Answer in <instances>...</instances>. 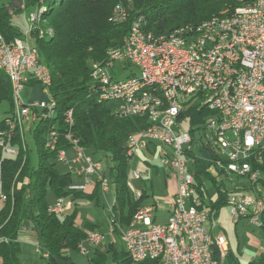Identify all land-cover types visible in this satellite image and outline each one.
<instances>
[{
  "label": "built area",
  "instance_id": "built-area-1",
  "mask_svg": "<svg viewBox=\"0 0 264 264\" xmlns=\"http://www.w3.org/2000/svg\"><path fill=\"white\" fill-rule=\"evenodd\" d=\"M38 13L36 8L27 16L28 28L22 39L6 41L0 34V64L16 75V97L28 126L34 124L47 107V85L40 71L39 52L28 43L31 32L38 28ZM226 13H233L232 22H222V15ZM118 21L121 19L112 23L118 24ZM195 27L203 29L202 42H188V35H193ZM128 35H133V42L125 40L121 48L110 49L104 63H91L90 83L109 94V86L117 84L115 64L124 69L128 67V58H135L141 66L140 77H144V82L162 80L167 84V91H170L167 111L179 114V121H157L156 129L151 132L132 134L127 139V155L132 162L158 161L175 177L176 192L164 225H155L152 221L158 204L155 200L136 211L138 220H131L122 228L114 223V230L117 227L123 249L133 264L146 261L217 264L214 245L223 246L224 261L227 242L224 236H213L209 231L207 224L214 214L206 207L199 208L201 202L204 206L208 203L207 187L203 183L198 185L196 179L200 175L193 163L199 153L211 156L212 173L223 176L226 184L232 185L229 191L225 186L220 188L221 193L229 192L226 207L231 222L237 224L247 219L253 227L262 228V217H255V207L264 199V0L247 5L236 3L235 7L220 12L215 20H206L187 29V42H176V49L144 48L143 42H137L131 23ZM194 47L202 48L207 63L197 62ZM31 83L40 88L43 100L25 104L20 94ZM196 96H203L197 112L201 109L210 112L201 126H191L195 117L185 111V104H193ZM143 98L144 105L127 104L125 98L124 105L115 107V116L128 119L140 116V112H151V117L157 118L163 91L150 92ZM65 126L68 129L73 126V118L69 115ZM13 136L8 116L0 121V208L7 194L3 185V161L17 155L12 145ZM58 138L55 130L48 132L45 141L51 151L55 150ZM65 139L71 144L72 157L67 156L68 150H58L57 162L66 166L70 174L73 167H77L75 175L85 178L83 184H72L69 190L83 193L90 186H98L102 193L108 192L103 162L89 156L70 134H66ZM150 148L152 155L148 151ZM87 177L94 180L88 181ZM128 177L127 190L137 200L141 197V191L134 185L141 180L137 165L130 168ZM233 178L243 179L247 186L239 187ZM217 182L219 185V180ZM72 207L70 199L57 198L48 205L47 212L62 216ZM110 218L112 221V216ZM114 230H110L109 235L114 234ZM84 235L77 250L85 255L88 254L85 243L97 246L106 238L89 230L84 231ZM37 252L40 253L39 247Z\"/></svg>",
  "mask_w": 264,
  "mask_h": 264
},
{
  "label": "trees",
  "instance_id": "trees-1",
  "mask_svg": "<svg viewBox=\"0 0 264 264\" xmlns=\"http://www.w3.org/2000/svg\"><path fill=\"white\" fill-rule=\"evenodd\" d=\"M126 1L23 0V9L17 11L44 9L41 19L45 20L46 25L41 22L31 32L30 42L38 50L43 64L51 74L47 97L55 102V110L54 115L48 119L39 117L28 130L36 145V163H33L28 148L25 151L14 148L17 155L4 158L3 185L7 200L0 208L1 264H31L20 257L21 246L18 238L20 232L25 230V222L38 235L40 256L43 257L42 253L47 254L44 258L47 264H73L67 253L78 251L79 243L85 239L84 230H96L97 226L88 222L81 228L75 225L78 211L74 201L84 197L93 200L98 186H95L91 194L71 191L70 173L59 172L56 168L57 151L71 148L70 142L65 139L66 134H70L89 156L98 161L107 160L108 175L115 191L110 212L113 230L114 223L118 228L129 225L136 211L144 206L146 192L142 191L141 197L134 200L126 188L131 165V159L127 155V139L132 134L146 130L149 126L148 120L145 117L119 119L114 114L115 103L100 102L90 83L91 63H104L110 49L121 48L128 36L130 23L138 16H142L145 21L142 28L144 34L155 39L160 36L167 37L180 29L193 28L225 9L235 7L236 3L247 5L257 0H132L130 10ZM121 4L129 11V17L125 22L113 24L110 16ZM14 14L16 11L10 5L0 4V34L6 41L21 38L19 29L12 23ZM47 29L52 31L51 36L44 34L45 36L40 37L39 31ZM34 85L36 84L31 83L28 86ZM3 105L9 107L10 110L5 114L11 119V82L0 71V107ZM196 108L193 105L187 109V113L195 117L191 126H201L203 118L210 114L206 109L197 112ZM69 110L73 118L71 129L63 123V115ZM11 124L14 131L13 142L18 138L21 142L22 138V147L25 148L24 129L22 132L13 120ZM50 130H55L59 136L54 151L44 147ZM148 151L150 155L153 154L151 148ZM193 167L200 175L196 179L198 185L202 184V179H208L217 193L214 201L205 206L201 202L199 206L208 208L215 219L221 208L226 206L229 192H220L224 184L222 181L217 185V176L212 175L211 159H196ZM46 187L51 189L56 199L68 198L73 202L71 213L54 216L47 212L49 204L45 198ZM261 219V231L264 233V214ZM117 227L114 234L120 236ZM225 260L228 264H239L231 256ZM90 264L133 263L124 250L117 252L110 244L103 251L95 250ZM140 264L157 262L146 261ZM248 264H264V252L260 254L257 262Z\"/></svg>",
  "mask_w": 264,
  "mask_h": 264
},
{
  "label": "rangeland",
  "instance_id": "rangeland-1",
  "mask_svg": "<svg viewBox=\"0 0 264 264\" xmlns=\"http://www.w3.org/2000/svg\"><path fill=\"white\" fill-rule=\"evenodd\" d=\"M0 4L3 5H12L14 8L13 10L16 11V14L12 17V23L18 27L20 32V37L23 38L25 33L27 32L28 23H27V16L30 13H33L34 10H30L27 12H17L18 10L23 9V0H0ZM132 4V2H131ZM131 4H128L126 1V6L129 8V10L132 8ZM12 9V8H11ZM42 20V19H41ZM39 25V24H38ZM48 31V29L46 30ZM44 32L42 30L39 31ZM45 33H43V36ZM40 36V34H39ZM40 36V37H43ZM31 43V42H30ZM114 68L118 71V79L123 80L128 77V75H135L138 76L139 70L133 66H128L123 69V67L120 64H115ZM20 98L23 103H29L33 101H41L43 100V94L41 93V90L39 87H26L20 94ZM12 109V108H11ZM10 109L8 106L3 105L0 107V121H2L6 117V112H8ZM13 110V109H12ZM26 123V122H25ZM25 123L23 124L24 129V140L26 147H22V138L20 142V138L14 140L12 143L13 148L20 149L22 151H25L28 148L29 155L33 161V163L37 162V151H36V145L35 141L33 139V136L30 132L26 131ZM25 126V127H24ZM32 127L29 126V129ZM20 143V146H19ZM264 144V142H263ZM21 147V148H20ZM45 147V145H44ZM153 167H147L146 165H140L138 166V171L142 173L144 182L148 183L151 181L152 187L148 189L149 192L153 193V196L158 199H163L166 196V191L164 188V182L172 180V174L167 173L165 174V169L160 165L158 161H155L152 165ZM155 167L158 169L155 170ZM57 170L59 172H67V169L65 166L61 163H57L56 166ZM77 170V167H73V171L71 172V177L73 179V183H83V178H78L75 175V171ZM108 183H109V191L107 194L103 195L101 192L98 193V204H96L91 199H88L86 197L80 199V202L77 207L78 216L77 220L79 222H84L85 219H91L94 221V223L98 226L96 228V232L101 235H108L110 232V224H111V218H110V212L111 207L114 202L115 197V191L114 186L112 184V180H110V177L108 175V171L106 174ZM91 179V178H89ZM233 182L238 184V186H247L246 181L243 179L233 178ZM229 189L232 188V185L229 184ZM46 201L48 204H52L55 201V195L52 193L51 189L49 187H46V195H45ZM166 221V213L163 211L157 212V225H164ZM214 223V218L212 219ZM216 225L218 224L219 229L221 233L224 235L226 241H228L229 245L232 248V251H236L237 245L239 246V251L243 254L242 258L248 261L257 262L258 256L250 255L247 253L249 250L248 246H252V243H255L258 245V251H264V233L262 231L256 230L251 226V224L248 222V220L240 221L236 226H234L229 218V211L227 207L221 208L219 211V215L217 219H215ZM208 226V224H207ZM33 236H26L22 235L19 237L18 241L21 246V256L27 259H30L34 264H47L46 259H42L40 254L37 252V248L39 245V237L36 233H32ZM111 241L113 242V247L117 252L121 251V244L119 237L115 234H113V238H111ZM100 246V245H99ZM256 246V245H255ZM85 247L88 248L91 252L90 254H82L80 252L73 253L71 255L72 262L74 264H90V260L93 257L92 248L89 244L85 243ZM101 247V246H100ZM228 264L227 260L223 261V264Z\"/></svg>",
  "mask_w": 264,
  "mask_h": 264
},
{
  "label": "bare ground",
  "instance_id": "bare-ground-1",
  "mask_svg": "<svg viewBox=\"0 0 264 264\" xmlns=\"http://www.w3.org/2000/svg\"><path fill=\"white\" fill-rule=\"evenodd\" d=\"M263 1V0H257ZM132 0H127L128 4H131ZM238 5H244L241 2ZM126 8V7H125ZM125 8L117 7L113 14L110 16V22H113L117 19H121L118 21V24L127 21L129 17V11L127 12ZM44 9L40 8L38 13V24L45 20H41V15ZM218 15L213 16L209 20H215ZM233 13H226L222 15V22H232ZM145 21L142 16L136 17L131 23V29L135 32L137 36V42H143L144 48L154 49L155 51H162L163 48L167 49H176L177 43H185L187 42V34H185L186 29H180L173 32L169 36H160L155 39H152L146 36L143 32V26ZM46 25V23H45ZM185 28V27H184ZM43 33L51 36L52 31L48 29V31H44ZM42 33V36H43ZM48 37V36H47ZM203 37V29L202 27H197L193 29V35H188V42H202ZM126 42H133V35H128L126 38ZM34 50H37L34 48ZM194 57L197 59L198 63H207V56L202 55L201 47H194ZM40 58V54H39ZM40 71L45 75V83L47 85V90L51 85V74L47 67L43 64L42 59L40 58ZM128 66H133L139 70L138 76L130 75L127 78L120 80L117 79V84L109 86V94H105L104 88H94L97 93V99L100 102H113L116 107H121V105L125 104V98H127V104H136L144 105L145 95L150 92H154L156 90L163 91V102L158 105L157 118L151 117V112H140V116H134L139 118H147V122L149 123L148 128L140 133H149L151 130L156 129L157 121L158 122H169L176 123L179 121V114L168 113L167 109H170V91H167V84L162 80H151L149 82H144V77H140L141 74V66L136 63L135 58H128ZM91 67V66H90ZM0 71H2L10 80L12 87V103H13V114L10 119V122L15 121L18 127L21 128L23 132V124L27 122L23 116L22 109H20L19 101L16 97L17 94V86H16V75H13L12 70L9 67H1ZM141 84V85H140ZM113 94H122V95H113ZM46 103L47 107L43 110V113L39 117L42 119H48L54 115L55 110V102L52 99H49L46 95ZM203 103V96H196L193 100V104H185V111L189 109L190 106L195 105L197 108H200ZM72 118L71 111H67L63 115V123L66 125V120L68 118ZM119 118V117H118ZM40 119V118H39ZM120 119V118H119ZM122 119V118H121ZM38 120V119H37ZM45 148L50 150L48 146V141L44 143ZM16 152V150L14 149ZM126 188H129V177L126 181ZM7 200V196H5V203ZM264 214V199H262L261 204H257L255 207V217H262ZM132 220H138V213H136ZM110 230H113V223L111 221ZM223 246L222 245H214V262L217 264H223ZM225 264V263H224Z\"/></svg>",
  "mask_w": 264,
  "mask_h": 264
},
{
  "label": "crops",
  "instance_id": "crops-1",
  "mask_svg": "<svg viewBox=\"0 0 264 264\" xmlns=\"http://www.w3.org/2000/svg\"><path fill=\"white\" fill-rule=\"evenodd\" d=\"M10 7L12 8V9H14L13 7H12V5H10ZM22 10V9H21ZM17 27V26H16ZM18 28V27H17ZM19 39H22V38H19ZM28 43L31 45V43H30V39L28 40ZM28 87H38V86H28ZM26 126V131H28L29 130V126L26 124L25 125ZM197 151V150H196ZM72 154H73V151L72 150H68L67 151V156L69 157V158H71L72 157ZM142 156L143 157H145V155H144V153L142 154ZM93 158V157H92ZM209 158H211V156H209L208 154H206V153H204V154H201V153H199L198 154V158H197V160H208ZM93 159H95V160H97L96 158H93ZM102 162H103V164H104V172H105V176H106V174H107V171H108V167H107V160H102ZM155 161L154 160H152V162H149V161H140V162H137V161H135V162H132V160H131V165H130V167H129V170H130V168L131 167H135L136 165H137V169H138V166H140V165H146L147 167H153L152 165H153V163H154ZM65 168L67 169V167L65 166ZM163 169H165V174L167 175V173H169L170 174V172H169V170H167L165 167L163 168ZM155 170H157L156 172H158V169L155 167ZM141 173V172H140ZM71 175V174H70ZM213 176H214V174H212ZM128 176H129V171H128ZM173 176V175H172ZM77 177V176H76ZM78 178H83V183H84V181H85V178L84 177H78ZM89 178H91V179H89ZM107 178V177H106ZM128 178V177H127ZM71 179H72V177H71ZM86 180H88V181H93L94 180V178L93 177H87L86 178ZM110 180H111V178H110ZM216 180H219V183H221L222 181H223V184H224V186H225V188H226V190H230L228 187H229V184H226L227 182H226V180L224 179V177L223 176H220V177H218L217 176V178H216ZM83 183H73V179H72V184H74V185H81V184H83ZM202 183L207 187V191H206V195H207V197H208V203L207 204H209V202H212V201H214L216 198H217V193H216V191H215V189H214V187H213V184H211V182L208 180V179H202ZM217 184H218V182H217ZM134 185L136 186V188L137 189H139L140 191H141V193H142V191H145L146 192V195H147V199L145 200V203H144V206H146V205H151V204H153L154 203V201L155 200H157L158 201V204H157V206H156V211L154 212V215H153V219H152V221H153V223L155 224V225H157L156 224V220H157V212H159V211H163V212H165L166 213V221H167V218H168V215H169V212H170V208H171V204H172V199H173V197H174V194H175V192H176V180H175V178H173L172 177V180H170V181H165L164 182V188H165V191H166V196H165V198H163V199H158V198H155L154 196H153V193L152 192H149L148 191V189L149 188H151L152 187V183H151V181H149L148 183H146V182H144V179H143V176H142V173H141V180L140 181H138V182H134ZM227 185H228V187H227ZM95 187H92V186H90V187H88L87 189H86V191H85V193H87V194H91L92 193V191H93V189H94ZM109 188H110V186H109ZM108 191H109V189H108ZM99 192H101L99 189H98V192H97V195L95 196V198L92 200V201H94L96 204H98V193ZM84 193V192H83ZM102 193V192H101ZM108 192H106V193H102L103 195H105V194H107ZM79 202H80V200H77V201H74V206L77 208L78 207V204H79ZM73 203V202H72ZM114 203V202H113ZM113 205V204H112ZM73 210V207H72V209L71 210H69L68 212H67V214H69V213H71V211ZM209 210V209H208ZM218 215H219V213H218ZM218 215L216 216V218L215 219H217V217H218ZM230 218V217H229ZM215 219H214V223H213V221L211 220V221H209V223H208V227H209V231H210V233L213 235V236H216V235H222V236H224L222 233H221V231H220V229H219V226H218V224L216 225V221H215ZM244 220H246V219H241L240 221H244ZM166 221H165V223H166ZM231 221V220H230ZM239 221V222H240ZM85 222H88L89 224H91V225H95V226H97L95 223H94V221L93 220H91L90 218L89 219H85L84 220V222H80V220H79V222H78V220H77V218H76V221H75V225L77 226V227H79V228H81L83 225H84V223ZM238 222V223H239ZM232 223V222H231ZM237 223V224H238ZM233 224V223H232ZM237 224H233L234 226H236ZM252 226V225H251ZM253 227V226H252ZM97 228H98V226H97ZM253 228H255V227H253ZM256 230H259V231H261V229H257V228H255ZM84 231H86V230H84ZM96 231V230H95ZM32 233H35L34 231H32V229H25L24 231H22V232H20V234H19V237L20 236H22V235H26V236H33L32 235ZM118 236V235H117ZM119 237V236H118ZM111 238H113V234L112 235H106V238H105V241L103 242V243H101V244H99V245H97V246H92V245H90V247L92 248V252H93V257H94V252H95V250H100V251H103L108 245H110V244H112V246H113V242L111 241ZM225 238V237H224ZM19 239V238H18ZM120 240V239H119ZM19 242V241H18ZM227 242V249H228V253H227V257L228 256H231V257H233L234 259H236L237 260V262L239 263V264H248L249 262H252V261H246L245 259H243L242 258V256H243V254L239 251V244L237 245V247H236V251L234 252V251H232V248H231V246L229 245V243H228V241H226ZM20 244V243H19ZM120 244H121V242H120ZM256 245V246H255ZM38 246V245H37ZM85 246V245H84ZM248 246V248H249V250L247 251V253H249L250 255H256V256H260V254L261 253H263L264 251H258V245L257 244H255V243H252V246H249V245H247ZM39 247V246H38ZM121 251H123L124 249H123V246H122V244H121ZM87 250H88V254H90V250L88 249V248H86ZM77 252H79V251H77ZM40 254V253H39ZM71 253H67V256H69L70 257V260L72 261V258H71ZM43 256V255H42ZM21 257V259L22 260H27V261H30L31 262V264H34L30 259H27V258H24V257H22V256H20ZM92 257V258H93ZM42 259H44L45 257L43 256V257H41ZM73 263V262H72ZM1 264V263H0ZM74 264V263H73Z\"/></svg>",
  "mask_w": 264,
  "mask_h": 264
},
{
  "label": "water",
  "instance_id": "water-1",
  "mask_svg": "<svg viewBox=\"0 0 264 264\" xmlns=\"http://www.w3.org/2000/svg\"><path fill=\"white\" fill-rule=\"evenodd\" d=\"M25 229H29V224L27 222L24 223Z\"/></svg>",
  "mask_w": 264,
  "mask_h": 264
}]
</instances>
